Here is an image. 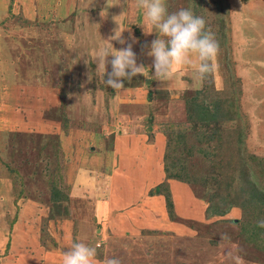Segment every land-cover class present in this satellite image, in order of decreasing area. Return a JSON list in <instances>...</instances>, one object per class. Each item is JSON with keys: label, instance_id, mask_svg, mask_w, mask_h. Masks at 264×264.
I'll list each match as a JSON object with an SVG mask.
<instances>
[{"label": "rangeland", "instance_id": "374dc122", "mask_svg": "<svg viewBox=\"0 0 264 264\" xmlns=\"http://www.w3.org/2000/svg\"><path fill=\"white\" fill-rule=\"evenodd\" d=\"M166 5L169 13L185 8L202 17L218 41L214 70L198 84L212 86L205 104L213 108L210 103L220 99L227 106L220 130L232 141L229 146L212 137L215 127L188 121L185 98L195 90H150L145 85L156 78L146 67L143 75L124 80L119 92L105 84L95 57L100 47L112 52L126 47L112 39L115 33L129 42L135 38L139 62L159 34L136 0H0V264H14L24 253L33 256L28 264H62L73 242L96 246L97 264L112 257L121 264H264V253L238 234V208L222 217L204 212L217 186L231 190L230 177L238 189L239 164L231 163L250 154L264 158V0H166ZM143 62L153 68V58ZM182 68L187 67L178 69L182 78L189 79L193 71ZM130 127L143 131L147 142H155L157 132L167 142L166 161L189 184L168 181L172 210L162 194L127 199L118 193L105 199L107 205H122L116 222L117 206L97 219L104 188L93 190L77 174L85 168L104 178L112 170L115 137ZM129 166L131 171L134 165ZM78 185L80 194L74 192ZM140 200L154 202V229L144 226L115 241L111 235L124 228L119 221L124 212L140 217L135 216ZM186 219L201 226L192 230Z\"/></svg>", "mask_w": 264, "mask_h": 264}, {"label": "clouds", "instance_id": "9594fccd", "mask_svg": "<svg viewBox=\"0 0 264 264\" xmlns=\"http://www.w3.org/2000/svg\"><path fill=\"white\" fill-rule=\"evenodd\" d=\"M138 9L143 10L150 25L158 29L157 38L151 41L148 55L153 57L154 77L157 81H169L177 68L191 67L195 70L193 81L198 84L214 70L211 61L218 55L219 44L211 31L205 30V21L195 16L190 9L181 8L169 13L166 0H136ZM122 32L112 37L121 45L119 50L109 42V47H100L96 52V68L104 76V82L116 92L123 90L124 80L143 75L144 65L137 63V55L133 51L136 42L121 38ZM108 57H112L111 60ZM111 65V71L107 66ZM264 228V219L257 222ZM225 235L221 239H227ZM229 253H226L228 255ZM97 248L84 242H73L69 250L63 253L62 264H97ZM102 264H121L118 258H106ZM239 264V262H238Z\"/></svg>", "mask_w": 264, "mask_h": 264}, {"label": "crops", "instance_id": "0c3cea01", "mask_svg": "<svg viewBox=\"0 0 264 264\" xmlns=\"http://www.w3.org/2000/svg\"><path fill=\"white\" fill-rule=\"evenodd\" d=\"M141 61L137 59L138 64H143L146 69H151L154 71V68L147 67L146 63L143 62L144 60L148 58H153L147 54V52L141 53ZM148 55V57H147ZM190 68V70H187ZM145 69V68H144ZM177 68L175 70V73L173 77L165 82L161 83L157 80H153L149 85H145L150 88V90H162V89H169L173 91H180L179 89L182 87H188L192 90H197L201 86L199 84H195L193 81V76L195 75V70L191 67L182 68V70L186 71H193L191 74L192 76L188 79H183L181 76V71ZM144 71V70H143ZM149 81V79H147ZM148 84V83H146ZM198 85V86H197ZM142 101V100H141ZM148 132V131H147ZM136 133H139L140 135H136ZM129 134V135H128ZM128 134L120 135V137H115V144L111 147V158L112 160H108V163H112V170H110L108 173H103L104 178L102 177L101 171L97 172L90 169H81L79 170L77 174V181L78 182H84L88 186H90L93 190L99 189L103 186L104 190L101 191L102 197L100 198L101 201H99L100 207L96 208V218L100 219L104 215L112 212L115 206L118 207L116 209L117 215L113 217L112 220L116 222L118 215L120 216V206L121 203L119 201H113L110 202L108 205L105 204L106 198H111L113 196L116 197L118 193H121L123 197L125 198H132L135 197L136 199H141V197H145L147 195H157V194H149L150 190L153 189L159 182L163 181L164 172H163V165H162V159L164 154V143H161L158 139L157 132H153V141H148L147 139L144 140V132L143 131H135L131 127L128 130ZM106 163V161L104 162ZM129 163L133 164L134 167L131 168V171L129 170ZM108 164V165H109ZM102 165V164H100ZM116 168H114V167ZM105 167V166H103ZM91 168V167H89ZM107 169V167H105ZM134 175V177H133ZM132 180L136 181L138 183V190L134 188V183L131 182ZM79 185L75 187L74 192L79 193L78 191ZM88 187V188H90ZM120 190V191H118ZM157 201L158 204L163 203V197L158 196ZM3 202V201H2ZM137 202V200H136ZM154 202H150L148 200L142 201L135 204V209L137 211L136 215H139L140 217L135 218L134 216H130L129 211L124 212L122 214V217L119 219L120 222H123L121 225H124L123 229L118 232H112V237L114 240H118L123 235H134L136 233H141L143 230L147 229H154L152 228L153 219L152 217L156 215L154 208H153ZM205 211V210H204ZM188 220V219H186ZM118 221V222H119ZM91 226V224H90ZM146 226V228H143ZM189 228H191L188 225ZM122 228V227H121ZM128 228V230L126 229ZM94 227V231H95ZM192 229V228H191ZM84 229H82L83 231ZM100 230L99 235L103 236V228L97 229ZM135 230V231H133ZM139 230V231H138ZM194 230V229H192ZM151 231V230H148ZM96 232V231H95ZM90 233V229H89ZM82 235V234H81ZM85 237V236H84ZM32 255L29 253H24L23 257H18L17 260L15 259L14 264H28L32 260Z\"/></svg>", "mask_w": 264, "mask_h": 264}, {"label": "trees", "instance_id": "16d2710c", "mask_svg": "<svg viewBox=\"0 0 264 264\" xmlns=\"http://www.w3.org/2000/svg\"><path fill=\"white\" fill-rule=\"evenodd\" d=\"M209 87L212 88L210 85H205L201 89L195 90L193 92L194 94L191 96L185 98L188 121H197L201 122L203 126L215 127L216 133H213L212 137L215 136L217 141H223L224 144L229 146L232 141L225 140L220 130V119L222 118L221 111L223 109L225 110L227 106H225L220 99H216L210 103L213 108L205 104V96L207 95V88ZM229 118L232 119L233 116L231 115ZM237 131V128L226 130L224 133V135H226L225 138H227V135H234L233 132L237 133ZM166 148L167 142H164V154L162 159L163 172L165 175L164 179L151 189L149 194H162L167 206L166 208L172 210L173 204L168 181L179 179L188 184L189 182L180 179L177 172L175 173V169L173 168L175 163L172 162L169 164V162L166 161ZM239 159L240 160L237 162L231 163L239 164V173L236 176L237 183H240L238 189L236 190L233 188L235 180L234 177H230L228 179V182H230L228 185L231 190L228 192L226 188L224 190L222 189L223 186H217L216 191L212 193V196H209L204 212H207L208 217H222L228 215L234 207L238 208L242 217V221L239 223V236L245 243H248L261 253H264V228L257 226V222L264 219V177L262 178L260 176L264 173V158L250 154L246 155L244 158L239 156ZM254 168L259 169V172ZM53 202L55 203V207L58 206L56 205L58 197L54 198ZM185 221L187 225L194 230H197V227L201 226L200 222L193 220ZM232 221L238 222L239 219H233Z\"/></svg>", "mask_w": 264, "mask_h": 264}]
</instances>
